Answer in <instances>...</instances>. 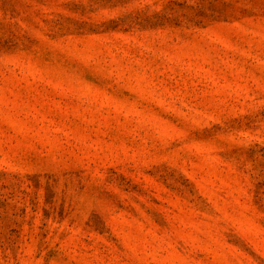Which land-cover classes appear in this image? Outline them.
Listing matches in <instances>:
<instances>
[{
	"label": "rangeland",
	"instance_id": "1",
	"mask_svg": "<svg viewBox=\"0 0 264 264\" xmlns=\"http://www.w3.org/2000/svg\"><path fill=\"white\" fill-rule=\"evenodd\" d=\"M0 264H264V0H0Z\"/></svg>",
	"mask_w": 264,
	"mask_h": 264
}]
</instances>
